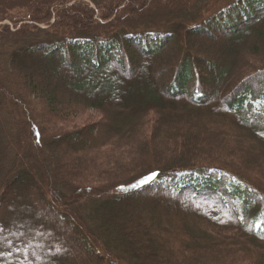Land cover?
Segmentation results:
<instances>
[{
  "label": "trees",
  "instance_id": "1",
  "mask_svg": "<svg viewBox=\"0 0 264 264\" xmlns=\"http://www.w3.org/2000/svg\"><path fill=\"white\" fill-rule=\"evenodd\" d=\"M222 263L264 264V0H0V264Z\"/></svg>",
  "mask_w": 264,
  "mask_h": 264
},
{
  "label": "rangeland",
  "instance_id": "2",
  "mask_svg": "<svg viewBox=\"0 0 264 264\" xmlns=\"http://www.w3.org/2000/svg\"><path fill=\"white\" fill-rule=\"evenodd\" d=\"M203 40L208 41L207 39H203ZM215 55L216 54H211L210 56L211 57H213V56L215 57ZM36 103L38 104L39 111H40V112L36 111V113L41 115V117L42 116H44V117L46 116L47 117L48 116V111L46 110V107L44 106V104H42L39 100L36 101ZM34 104H35V102H34ZM67 117H68L67 119H56V118L50 119L49 122H48V128H49L48 131H57L59 129L79 128V127H82L84 125L100 121L101 119H103V114L99 110L92 109V108H87V109L79 111V112L75 111V112L72 113V116H70V117L67 116ZM2 136L3 135H1V138H2ZM90 139L92 140V137L90 138V135H88V136L84 137L80 141V143L81 144L88 143L90 141ZM158 142H160V141H158ZM172 142L173 141H171V143ZM58 144L61 145V146L62 145L64 146V145L68 144V142H60ZM134 144H136V141L125 143V144H122V145H117V146H113V145L112 146H108L107 148L102 150V152L101 151L97 152L96 157H98L97 158L98 160L99 159L100 160L101 159L104 160L105 158L109 157V152L114 151V150H115L116 153H118V155H121V153H123L125 148H127L126 151L131 152L130 148ZM253 145H256V144H253ZM156 146H158V144H156ZM222 155L223 154H221L218 150L217 151H209V149H207L206 147H203V151L199 152L196 155V157H199V160H202V159H204V160H215L216 159L217 160V157H225V156H222ZM126 156H127V154L125 155V158H126ZM226 157H228V156L226 155ZM245 157H246L245 158L246 160H249L247 154L245 155ZM123 162L127 163V160L124 159ZM128 171H126L125 173H127ZM130 171H131V169H130ZM125 173H123V174H125ZM118 176H120V177L122 176L121 171L120 172H116L113 175H111V173L107 174V175H104L102 173H101V175L95 174V180H91V181H94V183H99V182L102 183V182H104L106 180H110V179H113V178L118 177ZM134 200H138V199L135 198ZM179 221H180L179 218H177V222H179ZM234 247H237V245L234 246ZM238 249H239V247H238ZM238 249L237 248L236 249L233 248L232 251L228 250V251L225 252V254L229 253L227 255V257L234 259V258L237 257L236 255L239 256L241 254V251H239ZM235 252H236V254H235ZM222 264H226V263H222ZM227 264H229V263H227Z\"/></svg>",
  "mask_w": 264,
  "mask_h": 264
}]
</instances>
